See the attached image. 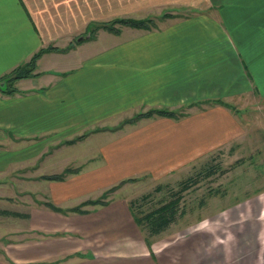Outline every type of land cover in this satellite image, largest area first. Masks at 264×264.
Here are the masks:
<instances>
[{
    "label": "crops",
    "instance_id": "obj_1",
    "mask_svg": "<svg viewBox=\"0 0 264 264\" xmlns=\"http://www.w3.org/2000/svg\"><path fill=\"white\" fill-rule=\"evenodd\" d=\"M154 10L159 12L157 17L165 32L159 26L140 30L139 36L109 45L97 56L86 51L79 54L85 46L68 53L46 51L36 62L37 76L16 80L13 84L19 89L15 93L6 95L0 91V174L36 172L35 180L60 174V160L45 171L54 174L41 175V172L44 163L60 156L61 136L57 138L58 146L48 144L45 148L43 142L56 137L55 132L62 126H88L121 114L123 110L117 107L105 112L108 104L112 107L116 100L130 105L136 101L135 108L174 109L184 116L180 119L154 116L139 121L146 127L133 132L119 146L99 151L96 156L102 157V161H97L101 164L100 173L109 172V165L113 172L164 171L165 167L179 165V159L200 156L236 136L238 128L233 117L221 112L230 109L216 104L217 98L191 94L206 87L213 90L218 83L215 63L206 60L204 54L207 23L222 28L221 7L208 5L207 0H0V83L40 50L67 49L89 40L77 41L90 36L92 24ZM163 13L168 15L165 19L160 17ZM134 84L136 90L128 92L127 88ZM190 102L195 111L188 106ZM182 107L186 111L178 109ZM30 149L35 153L31 154ZM93 157L81 153L70 160L84 166L94 163ZM99 176L100 180L105 178ZM72 217L76 229L63 233L67 234L65 237L85 239L84 247L79 246L73 252L68 250L72 244L23 248L22 259L26 263L61 260L62 255L68 254L69 259L73 256L79 259L78 264H163L159 256L163 242L147 246L124 201L117 200L89 214ZM132 251H137L140 258L125 259L136 255L137 252L127 254ZM108 253H112L110 260L105 258ZM197 262L194 263L249 264L220 259Z\"/></svg>",
    "mask_w": 264,
    "mask_h": 264
},
{
    "label": "rangeland",
    "instance_id": "obj_2",
    "mask_svg": "<svg viewBox=\"0 0 264 264\" xmlns=\"http://www.w3.org/2000/svg\"><path fill=\"white\" fill-rule=\"evenodd\" d=\"M207 4L221 7L222 28L207 23L204 54L206 60L215 63L218 83L213 90L205 86L206 90L191 94L198 98H217L222 102L236 103V113L231 109L221 110L222 114L227 112L233 117V124L238 128L236 136L220 142V146H212L209 151L200 152V156L179 159V165L175 163L171 165L172 168L165 167L164 171L113 172L109 165V172L100 173L101 164L97 161H102V157L96 155L102 149L119 146L133 132L146 127L138 122L134 126L125 125V130L119 128L123 120L149 110L148 107L135 108L134 105L138 104L136 101L130 105L129 102L116 100L112 107L108 104L105 112L114 111L117 107L123 110L121 114L112 115L101 122L97 120L88 126H62L61 133L56 131L54 135L52 132L56 137H49L43 142L45 148L48 144L58 146L61 136L58 142L60 156L44 163L41 175L54 174L45 171L59 160L62 164L61 173L68 168L78 170V174H69L64 181L57 183L35 180L36 172L0 174V264H67V261L78 264L79 259L75 256L69 259L71 255L68 254L62 255L61 260L26 263L27 260L22 259L23 248L33 250L72 244L68 250L73 252L79 246H85V239L82 238L68 236L55 239L37 234L71 232L76 229L72 216L51 213L40 203L48 199L62 209L73 208L78 203L77 206L84 201L100 199L105 191L128 179L133 180L119 187L106 201L113 203L121 200L129 207L135 204L130 210L138 218L169 201L181 198L177 209L180 215L161 235L151 239L164 244L163 248L160 247L159 255L163 264H186L189 260L191 263L187 264H197V261L209 259L264 264V0H207ZM156 12L154 10L123 18L152 19L155 25L152 29L159 26L165 32L163 22L157 17L160 14ZM215 13L219 16V12ZM150 14L152 17L148 16ZM211 16L214 17V13ZM93 29L91 39L80 45L74 43L67 49H58L57 52L68 53L78 46H85L79 54L86 51L97 56L109 45L141 33L139 29L125 27L119 28L118 34L105 29ZM7 83V89L11 88V84L15 91L19 89L13 85L14 81L7 80ZM136 88L134 84L127 91H135ZM178 109L186 111L185 107ZM191 109L196 110H193L194 107ZM108 128L118 129L111 131ZM83 135L84 140H75ZM30 153L34 154L35 151L30 149ZM81 153H86L89 158L94 155V163L82 166L80 162L70 160L74 156L77 159ZM104 165L107 164L104 162ZM49 171L52 172V169ZM100 174L105 177L103 180H100ZM189 177V182L195 179L198 182L190 189L182 190V185ZM145 196H148L146 200ZM135 200L137 203H133ZM200 201L205 202L202 208L197 207ZM98 207L83 208L94 210ZM140 232L143 237L150 233L148 226H144ZM136 252L127 254L134 255ZM109 254L112 253H108L105 258L110 260L112 257ZM134 258H140L138 252L133 257H125L127 260Z\"/></svg>",
    "mask_w": 264,
    "mask_h": 264
},
{
    "label": "trees",
    "instance_id": "obj_3",
    "mask_svg": "<svg viewBox=\"0 0 264 264\" xmlns=\"http://www.w3.org/2000/svg\"><path fill=\"white\" fill-rule=\"evenodd\" d=\"M167 16L168 15L166 13H164V14H162L161 17L163 19H165ZM121 27H127V28H132V29H139V30H151L152 28H155V25H154V22L152 21V19L138 20V19H132V18H116V19H113L109 22H104L102 24H95L93 27L90 26L89 32H88L90 34L89 39L92 38V34H93V31L91 30L92 28H94L93 30L105 29V30H108L110 32L118 34L119 28H121ZM46 51H59V50L57 48L49 47V48H46L45 50H40L39 52L34 54L29 59L28 62L18 66L17 68H15L13 70L12 74H10L7 78H5L2 81V82H4V84H3L4 88H2V85H0V91L6 95L15 93V89L12 88L13 87L12 84H11V88L7 89L8 88L7 84H9V83H7V80L15 82L16 80L26 79V78L37 76V74H35L36 62H37L38 58L40 57V55H42V53H44ZM215 103L218 105H222L228 109L233 110L234 113L237 112L236 108H233L229 105H226L222 101H217ZM193 105H194L193 103H190L188 106L192 107ZM154 116L168 118V119H180L184 116V114H182L180 112H175L174 110H170L167 108L149 109V110L144 111V112L136 113L129 119L123 120L122 123L120 124L119 128L122 129L125 125H130V126L134 125L143 119H149V118L154 117ZM108 129L111 131H115L118 128H108ZM96 131H98V130H96ZM84 137L85 136L83 135L82 137H78L75 140L80 141V140H83ZM67 144L71 145L72 142H67ZM211 171L212 170H210L209 172H211ZM219 171H220V168H219ZM78 172H79L78 170H70L67 168L66 170H64L63 173H61L59 175L42 176L38 179L51 181V182H62L65 180L67 175L78 174ZM198 173L202 174L200 171ZM213 173H214V169H213ZM190 179L191 178L189 177L186 180V183H184L182 185V190L190 189L194 184H196L198 182V180H196V179L189 182ZM132 180L133 179L121 181L117 187H113V188H110L107 191H105L100 199L84 201V202L80 203L79 206H75L73 208L62 209L61 207L55 205L52 201H50L48 199H46L45 201H42V203H40V204L43 205V207L50 212L60 214L63 216H67V217L72 216V215H86V214L91 213L92 210H85L83 208L84 206L85 207H87V206L107 207L110 204L109 200L106 201L107 197L110 196L111 194H113L119 187H122V185H124L127 182H131ZM260 193H262V192H260ZM260 193H258V194H260ZM177 195H179V194H177ZM146 197H148V196L144 197L145 200L147 199ZM180 199L181 198L178 197L176 201L175 200L169 201V202L159 206L158 208H156L155 210H153L149 214H146V215L141 216L139 218L133 213V211L130 210V212L133 216V220L135 221V223L138 226L140 231H143L144 226H148L150 233H148L144 237L145 243L147 244L148 247H150L151 242H153L151 239L161 235V233L167 228V226L178 215H180V213L178 214L179 211H177V209L179 208L178 204H179ZM133 203H137L136 200ZM134 205H131L130 207H132ZM204 206H205L204 201H200V203L197 205V207H199V208H202ZM182 214H183V212H182ZM143 223H144V226H143ZM36 233L40 234L42 236L44 235L45 237H51V238L65 237L67 235V234L61 233V232L60 233H52V234H44V233H40V232H36ZM149 252H150L151 257L153 258V254H152L150 249H149ZM10 264H12V263H10Z\"/></svg>",
    "mask_w": 264,
    "mask_h": 264
},
{
    "label": "water",
    "instance_id": "obj_4",
    "mask_svg": "<svg viewBox=\"0 0 264 264\" xmlns=\"http://www.w3.org/2000/svg\"><path fill=\"white\" fill-rule=\"evenodd\" d=\"M88 38H89V36H87V37H81L77 41L79 42V41H82V40H85V39H88ZM3 84H4V82H1L0 83V85H2V88H4Z\"/></svg>",
    "mask_w": 264,
    "mask_h": 264
}]
</instances>
